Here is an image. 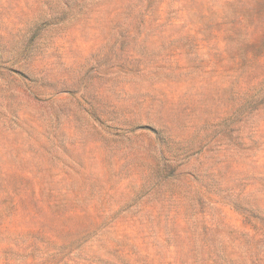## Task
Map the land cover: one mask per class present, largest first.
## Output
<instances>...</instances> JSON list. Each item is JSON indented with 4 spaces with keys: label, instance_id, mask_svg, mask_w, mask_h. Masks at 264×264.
I'll return each instance as SVG.
<instances>
[{
    "label": "rangeland",
    "instance_id": "obj_1",
    "mask_svg": "<svg viewBox=\"0 0 264 264\" xmlns=\"http://www.w3.org/2000/svg\"><path fill=\"white\" fill-rule=\"evenodd\" d=\"M0 264H264V0H0Z\"/></svg>",
    "mask_w": 264,
    "mask_h": 264
}]
</instances>
